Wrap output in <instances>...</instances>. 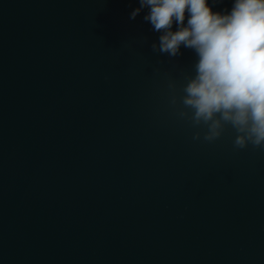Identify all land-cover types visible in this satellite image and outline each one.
I'll list each match as a JSON object with an SVG mask.
<instances>
[{
	"label": "water",
	"instance_id": "1",
	"mask_svg": "<svg viewBox=\"0 0 264 264\" xmlns=\"http://www.w3.org/2000/svg\"><path fill=\"white\" fill-rule=\"evenodd\" d=\"M139 7L0 0V264H264V149L178 116Z\"/></svg>",
	"mask_w": 264,
	"mask_h": 264
},
{
	"label": "clouds",
	"instance_id": "2",
	"mask_svg": "<svg viewBox=\"0 0 264 264\" xmlns=\"http://www.w3.org/2000/svg\"><path fill=\"white\" fill-rule=\"evenodd\" d=\"M139 4L130 18L147 9L144 20L161 33L153 51L175 57L183 46L196 54L194 75L186 77L179 98L178 116L193 127L203 126L207 142L231 127L236 133L234 147L264 149V0H233L230 11L215 13L208 0ZM171 103L177 104L175 96ZM193 139L199 140L200 132Z\"/></svg>",
	"mask_w": 264,
	"mask_h": 264
}]
</instances>
